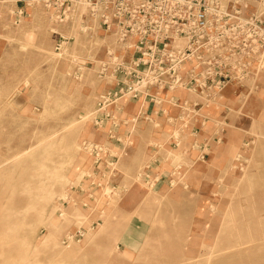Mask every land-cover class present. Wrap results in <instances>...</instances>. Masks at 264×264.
<instances>
[{
    "label": "rangeland",
    "instance_id": "1",
    "mask_svg": "<svg viewBox=\"0 0 264 264\" xmlns=\"http://www.w3.org/2000/svg\"><path fill=\"white\" fill-rule=\"evenodd\" d=\"M101 10L0 0V264H264V68L122 95L134 38Z\"/></svg>",
    "mask_w": 264,
    "mask_h": 264
},
{
    "label": "built area",
    "instance_id": "2",
    "mask_svg": "<svg viewBox=\"0 0 264 264\" xmlns=\"http://www.w3.org/2000/svg\"><path fill=\"white\" fill-rule=\"evenodd\" d=\"M98 2L134 38L136 57L118 81L122 95L185 89L214 97L264 68V0Z\"/></svg>",
    "mask_w": 264,
    "mask_h": 264
},
{
    "label": "crops",
    "instance_id": "3",
    "mask_svg": "<svg viewBox=\"0 0 264 264\" xmlns=\"http://www.w3.org/2000/svg\"><path fill=\"white\" fill-rule=\"evenodd\" d=\"M19 1H21V0H19ZM229 91V90H228ZM176 97H180V98H184L183 96H181V95H176ZM175 110H177L176 108H174ZM175 110H174V115H175ZM177 113V112H176ZM171 115L173 114V111H171V113H170ZM156 157H155V159H154V163H156V162H160V158H161V154L159 153V152H156V155H155ZM163 175V174H165V172H163L162 171V174H160V173H158L156 170H155V168H153L151 171H150V175H148V177H151V176H154V175Z\"/></svg>",
    "mask_w": 264,
    "mask_h": 264
},
{
    "label": "bare ground",
    "instance_id": "4",
    "mask_svg": "<svg viewBox=\"0 0 264 264\" xmlns=\"http://www.w3.org/2000/svg\"><path fill=\"white\" fill-rule=\"evenodd\" d=\"M52 195V194H51ZM55 212V211H54Z\"/></svg>",
    "mask_w": 264,
    "mask_h": 264
}]
</instances>
